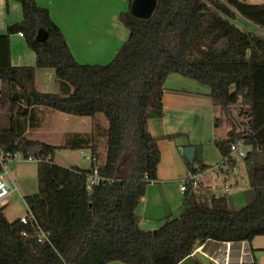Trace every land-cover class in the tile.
Listing matches in <instances>:
<instances>
[{"label": "trees", "instance_id": "obj_1", "mask_svg": "<svg viewBox=\"0 0 264 264\" xmlns=\"http://www.w3.org/2000/svg\"><path fill=\"white\" fill-rule=\"evenodd\" d=\"M13 1L21 6L22 21L0 35V111L8 115L7 126L0 123V149L41 160L36 164L38 195L25 201L49 242H38L29 225L10 223L0 207V264H179L207 243L250 245L264 236V38L233 20L264 32V2L156 0L145 20L133 17L128 8L118 15L128 38L112 60L83 65L47 9L34 0ZM39 30L47 35L43 42L36 40ZM17 34L34 54L32 67L10 64L9 38ZM36 70L53 72L58 94L36 92ZM170 75L206 87L210 103L231 113L236 123L231 119L226 139L213 145L221 159L231 144L247 148L241 159L252 199L232 211L225 196L196 203L188 186L178 216L165 218L155 232L144 231L136 208L157 181L161 160L147 122L162 112ZM36 106L75 117L101 115L107 123L103 165L97 166L93 134H67L60 147L89 149V169L55 165L56 147L25 137L40 127ZM196 163V157L192 165L184 160L191 174L206 169ZM95 168L100 178L114 182L88 191L87 178ZM246 264H257L252 253Z\"/></svg>", "mask_w": 264, "mask_h": 264}, {"label": "rangeland", "instance_id": "obj_2", "mask_svg": "<svg viewBox=\"0 0 264 264\" xmlns=\"http://www.w3.org/2000/svg\"><path fill=\"white\" fill-rule=\"evenodd\" d=\"M244 1L246 3L262 2L261 0ZM86 3L87 0H83L84 5H81L78 12V18L76 19L81 21L82 18L86 17V24L89 31L77 32L76 34H78L80 38L82 37V39L79 42L77 40L73 42L76 43L77 47H82L86 50L87 44H92L93 40H99V42L103 40L106 52L101 59L94 57L81 59L79 62L87 65H106L112 60L121 44L128 38V31L114 16L118 11H127V7L123 0H110L109 6H105L104 12L101 11L102 9L100 10L97 8L104 14L101 15L98 14L95 9L86 10ZM71 20L74 21V18ZM233 20L242 30L261 35L260 31L247 24L242 19L234 17ZM78 35L76 37H79ZM36 83L38 90L45 94L59 93V86L50 70L37 71ZM164 88L165 93H172L175 95L172 96L175 99L173 104L168 103L171 106H167V110L164 112L166 113V122L169 123L170 120H173L174 122V127L170 128V130H178V133L173 135L174 137L172 141L190 144V147L201 151L204 157H210L211 159H208L210 160L208 162H211L212 155L217 153L216 148L213 146V141L226 139L228 130L232 128L230 117L220 108L214 107L208 98L203 96V92L207 89L206 87L189 79L182 78L178 75H170ZM194 100H199L201 104L195 103ZM236 110L237 108H234L233 111L235 112ZM35 113L38 120H40V127L35 130H28L26 135L27 138L56 147L57 149L54 153L55 165L67 169L74 167L79 168L80 170L89 169L90 151L88 149L78 150L64 149L60 147L65 145L67 134L91 133L94 126L93 120L86 117L64 115L39 106L35 107ZM161 113L162 112H159L155 115L160 118ZM7 116L8 115L5 111H0V123L4 127L7 126ZM97 117H100L102 120H99L98 118L95 120V132L100 133L104 118L101 115ZM167 129L169 132L168 127ZM100 135H102V133L99 134V136ZM98 142L99 140H97V143ZM98 148L101 157L99 158V162H97V166H101L103 162L101 153L102 142L98 143ZM184 149L181 148L180 150L182 156ZM243 150L246 152L247 148L243 147ZM234 160L236 161V174L232 175L233 173L230 172L228 166H222V169L224 170L222 174L227 175V183L232 185L231 189L225 193L223 188L224 184L222 183V178L224 176L220 173L217 175L215 172H208L206 178L203 179L202 184L199 187L194 188L196 203L209 204L212 194L215 197L224 194L228 198L230 210L237 211L251 201L252 191L250 190L245 174V165L239 157L235 156ZM7 170L11 181L17 188V192H14L5 204L0 207H4V215L6 219L10 223H14L19 217L28 213V205L25 200L27 198L33 199L38 195L37 165L33 163L15 162L9 164ZM207 181H210V184L214 186L213 192L209 194L205 193L203 189V183H206ZM235 182L238 183L237 186H235ZM149 187L153 194H159V189L166 187V192L170 199L169 202L172 203L171 210H173L175 202L183 199L182 193L180 192L179 181L166 183L164 185L160 184L159 181H156L151 183ZM233 193H235V195H233ZM178 214L179 213H176L173 218L177 217ZM151 216L153 217L155 215H148L149 218ZM248 248L251 249H249L250 253H252L257 264H264V236L256 237ZM195 259L200 264H213L201 254H197Z\"/></svg>", "mask_w": 264, "mask_h": 264}, {"label": "crops", "instance_id": "obj_3", "mask_svg": "<svg viewBox=\"0 0 264 264\" xmlns=\"http://www.w3.org/2000/svg\"><path fill=\"white\" fill-rule=\"evenodd\" d=\"M34 1L39 7H42L48 10L51 20L58 26L61 33L63 34L66 40V43L68 45V48L71 54L73 55L74 59L76 60V62H78L79 64H82L79 62L81 59H89V58H94V57H98L99 59H101L102 57H104V53L106 51L104 49L105 44L103 40L100 42L99 40L97 41L91 40L92 44H87V49H86L87 51L82 47H77L76 43L73 42L75 40L79 42L82 39V37L80 38V36L76 34L77 32L89 31V28H87V24H86V17L82 18L81 21L76 19L78 18V12L80 10L81 5L83 4V0H34ZM109 1L110 0H87L85 9L86 10L95 9L97 10L98 14L104 15L102 12H104L105 6L106 7L109 6ZM123 2L126 5L127 10H128L129 8L128 0H123ZM97 8L100 10L102 9L101 10L102 12H100ZM125 11H118L116 12V14H114V16L118 20V15L121 12H125ZM72 18H74V21L71 20ZM21 21H22V11H21L20 4L13 0H8V1L0 0V35H4L9 26L18 24ZM90 31H93V30H90ZM77 35L79 37H76ZM90 39H91V35H90ZM9 54H10V64L13 67H32L35 64V57H34L33 52L26 46L23 37H21L19 34L12 35L9 38ZM83 65H87V64H83ZM37 71L39 70H36V72ZM36 72H35V90L36 92L40 94H45L41 92L40 90H38L37 88ZM2 89H3V84L0 82V91H2ZM204 94H206V91L203 92V96ZM172 96H175V95L172 93L171 94L165 93L164 91L163 109H162V113L160 114L161 115L160 118L157 115H153L147 122V129L149 133L151 134V136L156 139L158 148L160 150L161 160H160V164L157 170V181H159V183L163 185L166 183H170V182L180 181L184 179L189 173L188 168L183 162L184 157L181 155L180 150L181 148L184 149L186 147H190V144H184L183 142L180 143V142H175V141L173 142L172 141L174 137L173 135H176V133H178V130L177 129L170 130V128L174 127V122L173 120H170V122L168 123L165 120L166 113L164 112L165 110H167L166 109L167 106L170 107L171 105L169 104L170 103L173 104V101L175 100L174 97ZM194 102L201 104L199 100H194ZM97 116L99 115H96L94 119H92L94 126H93V131L89 134H93L95 136L97 153H98V162H99V158L101 157L99 155L100 150L98 148V143L102 142L101 153H102V158H103V162H102V165H103L104 159H105V140H106L105 134H106L107 125L105 121L103 120L101 132L100 133L95 132V129H96L95 120L97 118L99 120H102L100 117H97ZM148 123H149V126H148ZM167 127L169 128V132L167 131L168 130ZM153 131L155 134L153 133ZM27 132L25 133L26 138H27L26 136ZM101 133L102 135L99 136V134ZM97 140H99L98 143H97ZM194 149H195V157L197 159L196 167L197 165H203L206 167V169H204L200 174L197 187H199L202 184L203 179L206 178L208 172H215L217 173V175L218 173L222 174L224 172V170L222 169V166H225V165L228 166V169L230 170V172L233 173L232 175L237 173L236 161L233 164L228 162L224 165H220V162L222 161V159L217 149H216L217 153H214L212 155L211 162H208L210 161L208 159H211L210 157L208 156L204 157L201 151L196 150V148ZM223 176H224L222 178V183L224 184L223 188L225 190V193H227V191L231 189L232 185L227 183V178H226L227 175H223ZM203 184H204L203 189L205 193L209 194L213 192L214 186L210 184V181H207L206 183H203ZM237 185L238 183L235 182V186ZM149 186L146 189V193L144 197L140 200L136 208V215L138 217V226L140 227V229L144 231H155L162 225L165 218L167 217L173 218L176 215V213L180 212L183 206V202H184V192L180 191L182 193L183 199H181L178 202H175L173 210H171L172 203L169 202L170 199L166 192V187L160 188L158 191L159 194L157 193L153 194L150 191L151 189H149L150 188ZM194 190L195 189H192V193H193V200L195 201ZM222 195L225 196L224 194ZM222 195L218 197H222ZM233 195H235V193H233ZM213 197L217 198L212 194V198ZM172 211H175V212H172ZM148 215H155V216L153 217L151 216L149 218ZM223 251H224L223 244L207 243L203 245V248L200 252H197L195 254V257L197 254H201L203 257L207 258L210 261V259L221 258L224 253Z\"/></svg>", "mask_w": 264, "mask_h": 264}, {"label": "built area", "instance_id": "obj_4", "mask_svg": "<svg viewBox=\"0 0 264 264\" xmlns=\"http://www.w3.org/2000/svg\"><path fill=\"white\" fill-rule=\"evenodd\" d=\"M264 2V0H261ZM21 37L22 35L19 34ZM260 37L264 38V32H261ZM245 155V151L243 150V145L240 142L234 143L230 145L229 155L222 159L220 165H224L228 163L229 158L239 157L243 158ZM15 162H25V163H33L38 164L41 162L39 158L33 157L31 155L24 156L19 152H11L9 150L0 149V206L5 204V202L10 198V196L17 192V188L14 183L10 179L9 172L7 167L9 164ZM91 162L89 157V163ZM201 173L188 175L179 181L180 183V191L184 192L187 187L196 188L198 186V179ZM112 183L114 180L112 179H103L98 176L97 168H95L92 173L87 178V190L90 191L93 187L100 185V183ZM153 183V182H152ZM18 222L21 225H29L38 242L40 243H48L49 242V234L43 231L34 217L28 212L27 214L18 218ZM23 236L26 235L25 232L22 233ZM224 245V253L221 258L210 259L213 264H246L251 261V253L246 243H226ZM203 248V245L198 247L191 257H194L197 252H200Z\"/></svg>", "mask_w": 264, "mask_h": 264}, {"label": "water", "instance_id": "obj_5", "mask_svg": "<svg viewBox=\"0 0 264 264\" xmlns=\"http://www.w3.org/2000/svg\"><path fill=\"white\" fill-rule=\"evenodd\" d=\"M156 6V0H131L130 6H129V13L138 19H148L151 17L154 9ZM46 33L43 30H39L36 36V40L39 42H43L46 39ZM33 102L37 103L38 101V94L33 93ZM231 113L229 112V116ZM231 117V116H230ZM234 123V118H231ZM183 157L186 160L187 164L192 165L194 162L195 157V149L193 147H187L183 151ZM155 232V231H153ZM109 264H122L119 262H113ZM179 264H196L193 257H188L181 261Z\"/></svg>", "mask_w": 264, "mask_h": 264}]
</instances>
